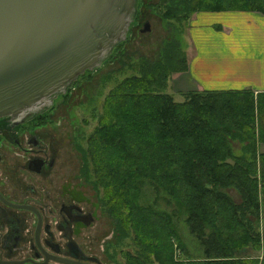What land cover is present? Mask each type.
<instances>
[{"label":"trees","instance_id":"1","mask_svg":"<svg viewBox=\"0 0 264 264\" xmlns=\"http://www.w3.org/2000/svg\"><path fill=\"white\" fill-rule=\"evenodd\" d=\"M151 6L171 26L188 23L195 12L264 14V0H161ZM127 66L134 73L110 90L85 137L87 147L78 145L81 175L112 221L109 258L128 241L132 252H123L129 264H264V252L239 256L247 248L263 249L264 91H186L177 101L167 92L169 78L188 69L177 37L165 39L157 59L129 57ZM148 184L175 209L146 201ZM228 188L236 189L240 202ZM181 215L201 246L200 258L191 256L179 230Z\"/></svg>","mask_w":264,"mask_h":264},{"label":"water","instance_id":"2","mask_svg":"<svg viewBox=\"0 0 264 264\" xmlns=\"http://www.w3.org/2000/svg\"><path fill=\"white\" fill-rule=\"evenodd\" d=\"M138 2L0 0V118L48 111L127 39Z\"/></svg>","mask_w":264,"mask_h":264},{"label":"rangeland","instance_id":"3","mask_svg":"<svg viewBox=\"0 0 264 264\" xmlns=\"http://www.w3.org/2000/svg\"><path fill=\"white\" fill-rule=\"evenodd\" d=\"M160 2L161 0H139L138 19L133 23L128 37L124 41V45L113 58L104 62L97 69L91 72L88 71V76H80L67 94L59 96L54 101V104L48 110L50 115L47 123H45L46 126L43 128L47 134V137H44L46 143L54 144L57 148V164L54 175H52L54 184L57 186H55V191H58V187H62L63 184L69 185L73 191H76L86 201L85 208L94 209L96 212V221L88 229V234L93 238H99L93 250L101 256L104 264H112L113 261L109 258L106 250H104L106 249L107 242L113 238V225L110 217L105 213L104 207L99 203L97 191L94 190L91 184L87 183L81 175L83 160L78 145L84 148L87 147L85 137L90 134L98 124V115L102 112L103 103L110 90L123 78L134 73V71L127 66L129 57L133 60H137L141 56H146L153 60L157 59L165 39L177 37L180 40L183 50H185L187 54L188 69L186 71H188L197 53L196 46H204L203 42L199 41L196 35L189 34L190 21L188 23L176 22V24L172 26L165 23L163 18L151 6L152 4H158ZM196 13L198 12L194 14ZM144 22L150 23V30H143ZM192 48H195L193 53H191V50L193 51ZM199 50L202 51L201 49ZM220 57L221 56H217L218 59L216 61L218 63L222 62V58ZM200 58H202V60L206 58L204 53ZM123 60L126 64H123ZM195 63L197 64L199 61L197 60ZM186 71L173 73L169 78L167 92L173 94L177 101L184 100L181 94L182 92L197 91L195 85L189 84V80H191L192 77L197 81H202L203 77H205L206 82L209 84L208 86L211 88H220L217 87V85L221 84L216 79L223 78L221 72L214 75L208 73L206 70H203L201 73L192 70V74H190L191 77L190 75L181 74ZM107 75H110L111 78L104 81L103 77ZM89 76H91V78H88ZM234 145L237 150H240L239 144L234 143ZM260 150L264 152V148H260ZM39 182L41 184L40 189H44L46 186L42 185L44 182L46 183V180L41 179ZM227 191L237 202L241 201L240 194L236 189L228 188ZM145 196L146 201L156 203L158 208L168 211H173L175 209L174 205L169 206L166 203L165 194L163 192H158L155 187L149 184L145 186ZM176 223L188 246L191 256L193 258L202 257L203 252L201 246L189 233L185 216L181 215L177 217ZM258 229L262 234L263 249L256 251L247 248L241 252L239 256H247L250 254L257 255L264 252V210L261 212ZM127 244L128 241L122 250H117L116 258L114 259V262L117 264H129L127 256L123 252H132L130 245Z\"/></svg>","mask_w":264,"mask_h":264},{"label":"flooded vegetation","instance_id":"4","mask_svg":"<svg viewBox=\"0 0 264 264\" xmlns=\"http://www.w3.org/2000/svg\"><path fill=\"white\" fill-rule=\"evenodd\" d=\"M49 115L0 118V264H104L93 250L99 238L88 234L94 209L69 185L55 191L57 148L43 130Z\"/></svg>","mask_w":264,"mask_h":264},{"label":"crops","instance_id":"5","mask_svg":"<svg viewBox=\"0 0 264 264\" xmlns=\"http://www.w3.org/2000/svg\"><path fill=\"white\" fill-rule=\"evenodd\" d=\"M189 25V34L196 35L204 46H196L197 53L189 70L181 74L190 75L192 70L223 74L222 79H216L221 84L217 85L220 88L208 86L205 77L202 81H197L191 75L189 84L195 85L198 91L247 88L255 93L264 91L263 13L241 10L198 12L191 16ZM192 49L191 53L195 48ZM203 53L206 58L202 60L200 56ZM217 56H221V63L216 61ZM197 60L199 63L196 64ZM263 146L264 144L261 149Z\"/></svg>","mask_w":264,"mask_h":264}]
</instances>
